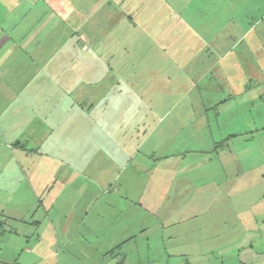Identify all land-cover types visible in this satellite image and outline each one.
<instances>
[{"label":"crops","instance_id":"0c3cea01","mask_svg":"<svg viewBox=\"0 0 264 264\" xmlns=\"http://www.w3.org/2000/svg\"><path fill=\"white\" fill-rule=\"evenodd\" d=\"M154 1L0 0V264H264V0H185L148 30ZM177 99L220 150L171 206L140 181L159 150L200 144L159 131ZM194 186L203 212L230 198L225 243L145 215L189 220Z\"/></svg>","mask_w":264,"mask_h":264},{"label":"rangeland","instance_id":"374dc122","mask_svg":"<svg viewBox=\"0 0 264 264\" xmlns=\"http://www.w3.org/2000/svg\"><path fill=\"white\" fill-rule=\"evenodd\" d=\"M152 2H155L154 0H151ZM192 5V3H191ZM141 11L145 15H149L151 17L150 22L148 24L151 25V27L148 30H151L156 25H161L162 23L166 22L167 16L169 15H176L177 13L184 10L185 12V0H156L155 4L148 3L147 6H138ZM191 7H194L193 5ZM196 7V6H195ZM145 8V9H144ZM140 11V10H138ZM105 13V12H104ZM101 16L98 15L96 19H99ZM157 16V17H156ZM135 28L137 29L136 32L143 30L141 28L142 22L135 20ZM135 34V33H134ZM129 41H126L128 43ZM132 55V52L130 53ZM174 58L177 60L178 58H183L185 60V50L180 49V52L174 53ZM178 101H175L174 104V112L171 116H168V118H158V123L161 125V129L159 131H164L166 126H169V130L172 131V135L174 136L175 140H185V137H188L190 135L191 139L196 140V144L201 141V139L204 137V134L198 133L197 131H193L191 129L186 130L185 127L190 125V122L187 121L185 118H181L179 116L180 112L185 108V102L183 103L181 99H177ZM175 132H174V131ZM194 137V138H192ZM164 145V144H163ZM198 146H200L198 148ZM214 146V145H213ZM192 147V148H191ZM201 142L199 145H193L190 146V150H185V148H179L170 150L173 151L170 155H166L165 152L167 150H159L158 154L153 155V161L156 163L155 171L152 170V173L148 175L147 178L141 179V185H144L147 183V185L151 186L152 183L157 184V189H159L160 192H164L166 196L162 197L164 201H170V205L173 206L175 204H179L182 202V194H183V185H188V181L195 180L197 178V174L199 171H201L202 167H198V164L201 163L203 160H206V162H210V159H213L217 157L215 155V152H218L220 149L212 148H202ZM187 151V152H186ZM164 153V154H163ZM187 164V165H186ZM202 166V165H199ZM185 167V169H184ZM200 168V169H199ZM214 168L213 165H207L206 170H212ZM155 177L156 182H150V177ZM212 185V184H211ZM210 186V185H209ZM209 186H194L197 188L191 189L189 196L190 201V208L191 212L189 213V220L185 221V212H181L177 215L174 214L173 220H167V218L164 217L163 213H154L156 215H151L148 213H145V215H148V219L152 221L155 226H160L161 224H170L172 221L179 222V225H176L174 227V230H171V227H168L166 230L162 232H159L160 237H166V231L172 232V231H182L185 229V223L187 224H193L194 228L198 227H204L205 226V232L209 233L210 235L207 236V242H211L213 239V235L215 232H219L220 235L223 237L224 243L228 239V237L231 235V232H233V229H231V221L233 222V219L237 220V226L239 224L238 214H236L237 218L235 217V214H230L229 208L232 206L229 205L230 198L229 197H217L213 198V196L208 197V203L205 205L207 207V211H202L204 205L200 204L203 199L202 196H200L197 191L201 190H209ZM118 187V186H117ZM196 190V191H195ZM193 191V192H192ZM195 191V192H194ZM103 202L99 205V208L104 207L105 204H108L112 201L111 197L103 196ZM144 203V202H143ZM200 204V205H199ZM147 205V204H143ZM144 208H148L145 206ZM233 208V207H232ZM194 209V211H193ZM163 211H166L165 209ZM148 219L144 218L142 216L143 222L147 221ZM235 222V221H234ZM154 229H150L148 231L150 234L154 233ZM146 231H143V233ZM207 235V234H206ZM157 235V237H159ZM99 237V235H98ZM226 237V238H225ZM95 239V238H94ZM168 240V239H167ZM96 242V239H95ZM103 242V241H102ZM209 245V244H207ZM101 246V245H99ZM90 249L88 251V255H94L95 249H93L91 246H89ZM97 247V242L95 243L94 248ZM104 247V245H103ZM220 247H229V246H220ZM111 253V252H110ZM81 255V254H80ZM77 260L76 264H93V260H91L88 257H80ZM185 259V258H184ZM182 259L180 262H185V260ZM179 263L178 260L175 259L173 264ZM185 264V263H184Z\"/></svg>","mask_w":264,"mask_h":264}]
</instances>
